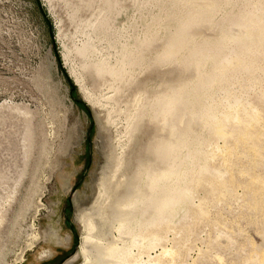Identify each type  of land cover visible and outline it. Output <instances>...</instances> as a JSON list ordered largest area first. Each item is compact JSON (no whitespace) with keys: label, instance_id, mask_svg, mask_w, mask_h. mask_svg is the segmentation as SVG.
I'll return each mask as SVG.
<instances>
[{"label":"bare ground","instance_id":"bare-ground-1","mask_svg":"<svg viewBox=\"0 0 264 264\" xmlns=\"http://www.w3.org/2000/svg\"><path fill=\"white\" fill-rule=\"evenodd\" d=\"M68 1L74 5V19L85 14L90 5L99 4L102 20L88 27L98 42L108 41L117 60L110 63L108 57L103 58L89 39L83 43V51L109 77L104 86L112 92L108 99L115 103L110 112L119 117L123 114L127 138L125 148L120 145L122 153L113 154L103 172L98 199L77 215L84 233L75 256L83 264H175L181 254L177 247L166 245L170 238L164 231L180 234L183 230L178 225L205 219L209 212L199 204L206 201L209 205L212 196L205 200L208 190L211 195L217 191L213 197L219 203L225 194L218 189L232 187L235 191L237 182L230 168L221 169L220 162L232 161L239 149L244 150L239 152L245 158L261 160L264 106L260 109L257 100L264 104V0ZM153 5L159 6L160 12L145 25L143 39L128 37L125 27L117 25V17L131 7L143 11ZM56 26L60 37L61 20ZM160 32L165 34L162 39L156 36ZM85 33L88 35L87 30ZM64 58L66 62L67 56ZM74 78L86 94L83 77ZM251 93L259 108L255 98L250 97L255 105L249 100ZM219 140H223L222 146ZM220 156L224 161L218 159L214 166ZM255 161L251 162L255 165ZM248 171L240 175H248ZM251 182L247 189L264 190L263 179ZM199 189L208 191L205 198L195 196ZM258 195L248 196L253 198L250 207L255 210L264 203V193ZM194 196L200 199L198 207ZM186 226L188 233L194 229V225ZM248 243L253 250L248 248L252 252L241 262L264 264V249ZM216 258L224 262L219 254Z\"/></svg>","mask_w":264,"mask_h":264},{"label":"rangeland","instance_id":"rangeland-1","mask_svg":"<svg viewBox=\"0 0 264 264\" xmlns=\"http://www.w3.org/2000/svg\"><path fill=\"white\" fill-rule=\"evenodd\" d=\"M49 1L0 0V264H83L75 256L84 233L77 215L90 209L98 199L103 172L113 154H121L127 143L123 114L119 117L110 112L115 103L108 99L112 92L104 86L109 77L83 51V43L89 39L103 58L108 57L110 63L117 60V53L108 41L98 42L88 27L102 20L98 2L74 19L72 2ZM132 8L117 17V25L125 27L128 37L141 40L145 25L159 15L160 7L153 5L143 11ZM58 20L62 24L60 37ZM156 36L162 39L165 34L160 32ZM120 65L124 67L123 60ZM75 76L83 77L86 94L75 83ZM90 97L97 98V103ZM250 97L262 109V99L258 101L251 93V103ZM218 143L222 146L223 140ZM239 150L232 161L227 159L231 163L221 156L213 161L218 166L223 160L219 166L230 168L233 181L237 182H233L235 191L232 187L226 191L218 189V193L225 194L219 203L213 197L218 195L217 191L211 195L210 190L202 193L199 189L195 196L199 194L200 199L207 195L208 201V196H212L210 207L206 201L199 204L200 199L194 196L195 206L204 205L209 212L205 219L178 225L183 235L163 232L170 238L166 245L177 247L181 254L175 264H218L217 254L224 261L219 264H243L252 252L249 250H253L247 242L264 249V203L255 210L250 207L253 198L252 201L249 198L259 193L261 196L264 190L247 189L255 178L264 181V147L258 163L242 156ZM244 171L251 175H240ZM186 225H194L193 233L186 232ZM242 246L246 247L242 250Z\"/></svg>","mask_w":264,"mask_h":264}]
</instances>
